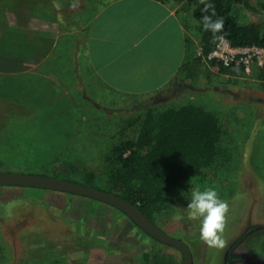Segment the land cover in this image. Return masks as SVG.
<instances>
[{"label":"rangeland","instance_id":"1","mask_svg":"<svg viewBox=\"0 0 264 264\" xmlns=\"http://www.w3.org/2000/svg\"><path fill=\"white\" fill-rule=\"evenodd\" d=\"M168 1L181 4L190 57L204 64L196 76L190 78L183 71L181 81L165 97L100 90L92 99L77 101L82 113L77 122L68 120L55 131L41 132L27 108L15 112L11 101L0 103V173L57 176L104 187L114 165L113 148L135 138L149 109L188 101L204 105L220 117L225 130L217 164L201 179L173 189L172 202L154 212L152 222L189 247L193 264H225L228 256L235 258L230 264H264V83L253 75L257 66L241 76L213 71L197 55L203 33L194 16L197 1ZM252 2L262 10L264 0ZM248 16L252 22L264 19L263 12ZM208 187L230 205L223 248L207 247L199 240L198 222L188 219L191 192ZM185 261L180 248L152 238L112 206L63 192L0 187V264Z\"/></svg>","mask_w":264,"mask_h":264},{"label":"crops","instance_id":"2","mask_svg":"<svg viewBox=\"0 0 264 264\" xmlns=\"http://www.w3.org/2000/svg\"><path fill=\"white\" fill-rule=\"evenodd\" d=\"M180 16L168 0H0V103L43 132L100 90L168 96L189 49Z\"/></svg>","mask_w":264,"mask_h":264},{"label":"trees","instance_id":"3","mask_svg":"<svg viewBox=\"0 0 264 264\" xmlns=\"http://www.w3.org/2000/svg\"><path fill=\"white\" fill-rule=\"evenodd\" d=\"M195 1L194 16L202 25V17L212 13L211 10L202 12L204 5L199 0ZM208 2L215 8L212 18L221 17L224 24L223 29L215 34L203 29L200 47L204 54L213 50L220 36L233 46L264 47V19L252 22L248 16L249 12L264 13V5L260 11L249 0ZM207 63L218 73L230 76L244 74L240 66H226L217 61ZM203 65L199 58L190 57L188 49L182 68L186 75L195 77ZM253 75L264 83V67L254 69ZM224 137L220 117L204 105L188 101L176 107L149 109L135 138L124 139L113 148L114 165L107 173L106 186L92 187L131 202L153 221L154 212L172 202L169 193L173 189L187 181L201 179L206 174L205 170L217 164ZM234 260L228 256L225 264Z\"/></svg>","mask_w":264,"mask_h":264},{"label":"water","instance_id":"4","mask_svg":"<svg viewBox=\"0 0 264 264\" xmlns=\"http://www.w3.org/2000/svg\"><path fill=\"white\" fill-rule=\"evenodd\" d=\"M0 187L34 188L63 192L86 197L112 206L125 214L152 238L164 244L180 248L186 258L185 264H193L192 254L185 243L167 235L160 227L145 216L136 205L115 194L63 178L20 173H0Z\"/></svg>","mask_w":264,"mask_h":264},{"label":"clouds","instance_id":"5","mask_svg":"<svg viewBox=\"0 0 264 264\" xmlns=\"http://www.w3.org/2000/svg\"><path fill=\"white\" fill-rule=\"evenodd\" d=\"M204 5L202 12H209L212 15L202 17V26L205 31L213 34L223 29L224 21L221 17L215 16L214 5L208 0H199ZM188 219L198 222L199 240L209 248H223L225 241L223 233L227 223V216L230 212V205L226 200L220 198L219 193L212 187L200 190L194 189L191 192V199L187 205Z\"/></svg>","mask_w":264,"mask_h":264},{"label":"built area","instance_id":"6","mask_svg":"<svg viewBox=\"0 0 264 264\" xmlns=\"http://www.w3.org/2000/svg\"><path fill=\"white\" fill-rule=\"evenodd\" d=\"M197 55L206 62L217 61L223 65H236L250 72L254 66L264 67V47L258 45L233 46L225 37L220 36L215 47L208 54L202 48Z\"/></svg>","mask_w":264,"mask_h":264}]
</instances>
